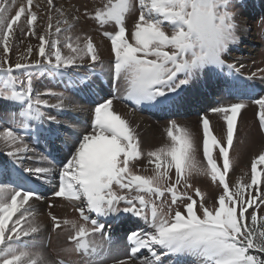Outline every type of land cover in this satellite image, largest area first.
Instances as JSON below:
<instances>
[{
	"label": "snow or ice",
	"instance_id": "obj_1",
	"mask_svg": "<svg viewBox=\"0 0 264 264\" xmlns=\"http://www.w3.org/2000/svg\"><path fill=\"white\" fill-rule=\"evenodd\" d=\"M46 4L47 23L40 31L38 0H0V100L19 107V119L13 114L8 126H0V155L8 158V164L0 163V264H107L113 224L126 216L143 221L148 230H128V252L112 264H264V215H259L264 205V151L251 160L250 179H244L248 173L235 181L229 177L230 150L245 101L208 110L226 125L220 138L208 115L201 116L206 163L196 157L198 145L191 131L175 120L165 130L169 142L145 151L137 127L114 108L111 96L96 103L90 130L77 136L63 163L50 150L33 147L61 136L60 122L43 109L63 112L70 107L63 92L38 91L37 75L63 77L83 66L86 58L93 71L104 64L93 38L73 33L80 17L69 20L53 0ZM243 7L244 0H104L92 12L85 8V17L113 27L102 35L111 44L112 87L123 91L119 98L134 107L163 109L180 106L212 76L230 86L221 76L225 69L233 79L240 72L226 57L240 42ZM53 10L61 17L55 25ZM17 34L34 36L39 44L35 49L29 44L12 62ZM81 83L79 90L91 88L87 77ZM65 87L77 89L74 83ZM45 97H55L56 103ZM253 103L264 130V96ZM46 122L57 127L45 128ZM142 160L145 170L151 166V175L140 174ZM193 175L217 185L214 202L193 188ZM53 179L58 181L53 197L73 204L78 219H61L51 211L48 217L53 231L67 233L69 246L62 251L69 257L75 254L76 261L50 259L40 239L45 225L35 205L45 199L40 189ZM142 250L149 255L137 261Z\"/></svg>",
	"mask_w": 264,
	"mask_h": 264
},
{
	"label": "rangeland",
	"instance_id": "obj_2",
	"mask_svg": "<svg viewBox=\"0 0 264 264\" xmlns=\"http://www.w3.org/2000/svg\"><path fill=\"white\" fill-rule=\"evenodd\" d=\"M63 3H65V6L59 5V1L55 0L56 2V8L62 9L64 12H68L71 14V16H79V21L75 24V27L73 28L74 34H87L90 35L94 42H97L101 46V50L104 52V55L102 56V59L104 60L103 66L100 64H97L95 66V70H90L88 72V77L92 78L95 76L96 73H100L105 79H111V71H110V59H111V44L110 41L102 35L103 31H111L113 30L112 26H104L101 27L98 25L94 20L88 19L85 17V8L89 12L94 11L96 7L102 6L104 3V0H61ZM252 1L254 0H244V7L241 9L242 15L240 16V26L241 21L245 18L244 15L247 13H250L251 7H252ZM251 5V6H250ZM247 12V13H246ZM263 12V13H262ZM261 12V16H257L253 22V27L256 32V36L261 42L260 45H258V56L255 59L248 60L245 63H239L238 58H230L232 52L235 51L237 47H239L244 40L246 39L245 35H242L239 32L240 35V42L237 45H233L230 50V54L226 57L229 63H235L238 68H240L239 76L242 78V75L247 78V80L252 81L254 84H257L259 89H262L259 92V95H256V98H247V99H232V98H224L220 99L222 96L218 95L217 98L220 100L218 102H214L213 105L210 107H216L222 104H229V103H235L240 100H243L247 103V107L242 110L240 117L238 118V126H237V135L234 138V145L233 148L230 150V157L233 160V169L229 173V177L232 181H235L237 177L244 176L245 173H248L250 175V167H251V160L258 155L261 151H264V130H261L259 125V120L257 117L258 112V106L253 103L254 100L260 98L261 96H264V10ZM57 12L53 10L52 14H56ZM41 15L46 16V13H43ZM133 18L138 16V10L132 14ZM247 20V19H246ZM46 19L42 17L39 20L40 28L39 30L42 31L43 28L46 26ZM133 20L130 19L128 21L129 29L132 27ZM242 30V27H241ZM240 30V31H241ZM25 37L35 40L33 45L35 47L37 46V43L39 44V41L34 36H23L17 34V37ZM33 37V38H32ZM17 39V38H16ZM22 41V40H21ZM21 41L18 40L13 42V49L14 44L20 45ZM67 50L65 49V52ZM15 52V51H14ZM13 51L10 53V59L12 62L16 61V55ZM34 57V56H33ZM15 58V59H14ZM87 58L84 61L83 66L81 67H74L71 70L77 69L82 70L84 69V65H87ZM242 65V67H241ZM100 68V72L97 71V69ZM70 71H68L66 74H69ZM242 73V74H241ZM256 73V75L253 77L252 74ZM60 76H57L56 78H52L49 76H40L37 75L35 80V87L38 91L44 92L45 89L51 88L56 92H63L66 100L65 103H71L67 101L74 100V90L70 87H65V85L69 84V81L65 78H59ZM251 77V79H249ZM207 81V80H206ZM206 81L204 82V85H206ZM78 86V83H76ZM201 87V88H202ZM76 90V89H75ZM119 95L123 96V91H118ZM50 100H56L55 97H45ZM0 103H5L4 100H0ZM1 105V104H0ZM94 109V108H93ZM56 110V109H55ZM43 111L46 112L47 115L55 116L56 119L58 118L57 112L52 111L49 108L43 109ZM19 108L14 109H3L0 106V126H8V124L11 122L13 118V114H16V119H19L18 116ZM92 113V111H91ZM201 115H208L209 119H212L216 121L219 125V127L216 129L215 134L218 138L222 137L225 133L226 125L224 124V121L222 120V117L219 115L213 114L209 112L207 109L201 114ZM200 115L196 116L190 115L185 118H180L181 120H177L176 122L180 125L186 126L191 133L193 134V138L196 141L198 145V151L196 153V157L199 161L202 163H206L204 161L203 157V150H202V125L200 120ZM177 118V117H175ZM179 119V118H178ZM92 120V115H91ZM171 121V119H165L157 121L156 128L154 131H152V137L149 142V144H145V141H141L142 148L147 151L151 148L159 147L162 144H165L168 141V137L166 135V128L168 127V122ZM159 124V125H158ZM139 134V132H138ZM140 137V136H139ZM141 138V137H140ZM25 139L29 141L28 137L25 136ZM142 139V138H141ZM143 140V139H142ZM30 143V142H29ZM33 147H39L37 145H33ZM39 149V148H38ZM2 151V149H0ZM202 153V154H201ZM217 153L214 151V155ZM7 159L8 164V158L4 155H0V161H4ZM219 163H222V161H218ZM140 174L143 175H151L152 169L151 166L145 170L143 168V165L140 162ZM244 176V179H247L249 176ZM173 178H174V172H173ZM190 183H192L193 188L199 187L200 190L204 193H206V200H209L210 202H214V195L219 193V188L217 185L213 184L210 179L206 176H197L193 175ZM51 195V194H50ZM165 199H170V197H166ZM198 199V198H197ZM61 198H54L53 194L49 196V204L51 203L54 205L51 209H48L55 214L58 218H69V219H78V214L74 210H70L71 204L67 201L62 200ZM66 203V204H65ZM68 206L69 208L66 210H62L61 207ZM123 207V205H121ZM65 209V207H64ZM165 210H167L165 208ZM66 211V213H64ZM251 211V210H250ZM259 215H264V205L260 207ZM41 240H43L46 247L44 248V251L49 255L50 259H72L73 261L78 260L79 258L73 254L71 257L68 256L67 253L63 252L62 249L69 246V242L67 241V233L64 232L63 229L58 231H53L52 227L50 230H47V232L43 231L41 237ZM95 239L100 242L102 240L101 237L97 236ZM128 252L127 245H124L123 242L113 243L112 242V258H110L107 261V264H111L113 262V259H123L125 258L126 253Z\"/></svg>",
	"mask_w": 264,
	"mask_h": 264
},
{
	"label": "bare ground",
	"instance_id": "obj_3",
	"mask_svg": "<svg viewBox=\"0 0 264 264\" xmlns=\"http://www.w3.org/2000/svg\"><path fill=\"white\" fill-rule=\"evenodd\" d=\"M59 1V5L65 6L61 0ZM41 4L40 8V17H44L47 21V15H41L42 12L47 14V4L46 0H38ZM53 3L56 8V2L53 0ZM251 6V5H250ZM264 10V0H254L252 1V7L250 13L244 15V19L241 21L242 30L240 33L246 36L244 42L235 49L234 52L231 53L229 56L231 59L238 58L239 63H245L248 60L255 59L258 56V45H260V41L256 36L255 29L253 27V22L255 18L259 15L261 16V12ZM68 19L71 20L73 16L68 12H65ZM263 13V12H262ZM54 20L53 24L55 25L57 19H61L59 13L53 14ZM247 19V20H246ZM77 23V22H76ZM75 23V24H76ZM20 35V34H19ZM19 42L21 41L20 45L14 44L13 52L16 55L19 53H23L28 45H32L35 49V40L25 37H16ZM33 38V37H32ZM15 40V41H16ZM98 46L101 56L104 55V52L101 50V46L95 42ZM38 46V43H37ZM35 58V55L34 57ZM233 58V59H234ZM15 59V58H14ZM88 62V60H87ZM88 64V63H87ZM84 69L82 70H71L69 74H65L63 77L70 83H78L77 89L74 90V100L67 101L71 103L69 104L66 110L61 112L60 110L50 109L52 111L57 112L58 118L57 121L60 122L59 131L61 136L59 139H55V142L52 144H48L41 141L39 146H42L43 149L41 152H45L46 149L50 150L53 153V156L57 159L58 162L63 163L66 159L70 156L71 151L73 149V145L77 139L78 135H82L83 132L90 130L91 126V111L95 107L96 103L101 102L104 99H108L110 96L114 98V108L118 110L122 115H124L127 119H129L134 127H137V131L139 132V136L141 141H145V144H149L152 131L155 130L157 121L171 119V120H181L180 118H185L186 116L181 115L180 112H187L190 115L202 116L201 114L207 109L209 110L213 103L219 98L218 95L224 97L225 95L231 98H256V95H259V92L262 89H259L257 84H254L252 81L247 80L245 76L242 75V78L239 74H235V79L233 76L227 75L228 70H224V75L221 76V79H227L229 81L230 86L225 87L223 84L217 83V78L212 76L210 79L206 81V85L203 86L199 93H189L186 101L182 103L180 106H171L167 108H152L147 105L134 107L133 104L129 101L120 99L122 97L119 95L118 91L112 87V78L105 79L103 75L100 73H96L94 77L89 78L88 72L91 70L87 65H84ZM242 74V73H241ZM87 77L89 81H91V88L85 90H79L83 87L82 80ZM72 89V88H71ZM264 90V86H263ZM50 100V99H49ZM0 103L3 109H14L19 108L13 102ZM51 103H56V100H50ZM158 110V113L155 111ZM186 114V113H185ZM165 115V116H160ZM177 117V118H175ZM179 118V119H178ZM201 120V117H200ZM211 124L214 129V134L216 129L219 127L218 123L212 119H210ZM159 125V124H158ZM71 126V127H70ZM45 128L48 127H57L56 124H44ZM216 135V134H215ZM29 142V141H28ZM202 147V146H201ZM202 154V153H201ZM203 155V154H202ZM203 158V157H202ZM7 159L4 161V164H7ZM3 163V161H0ZM146 161H141V164L144 165ZM30 166H36L31 161L28 162ZM10 167V165H9ZM14 176V172H13ZM250 179V175L247 177L248 180ZM58 183L56 179H53L50 184H45L43 188L40 189L41 195L45 197L44 200L39 201L36 203L35 208L37 212L40 214L39 219L45 225L44 232L51 229V222L48 217V209L49 204V196L53 194L55 190V186ZM51 194V195H50ZM217 194L214 195L217 196ZM63 200V199H62ZM61 200V201H62ZM66 204V203H65ZM71 204V203H70ZM65 207V209H64ZM69 207L63 206L61 207L62 210H66ZM74 205L71 204L70 210H73ZM66 213V211L64 212ZM78 214V213H77ZM136 228L144 229L145 231L148 230L147 225L141 220L137 218L126 216L121 218V222L118 224H113L112 231H111V238L113 243L123 242L124 245H127L129 248L128 241L126 239L128 230L132 229L135 230ZM142 255L137 256V261L144 258V256H148L147 250H142ZM112 264V263H111ZM167 264V262H165Z\"/></svg>",
	"mask_w": 264,
	"mask_h": 264
}]
</instances>
